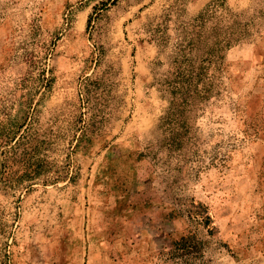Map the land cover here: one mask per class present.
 <instances>
[{"label":"rangeland","instance_id":"rangeland-1","mask_svg":"<svg viewBox=\"0 0 264 264\" xmlns=\"http://www.w3.org/2000/svg\"><path fill=\"white\" fill-rule=\"evenodd\" d=\"M212 1L0 0V264H264V0H227L249 34L183 146L159 128Z\"/></svg>","mask_w":264,"mask_h":264},{"label":"trees","instance_id":"trees-1","mask_svg":"<svg viewBox=\"0 0 264 264\" xmlns=\"http://www.w3.org/2000/svg\"><path fill=\"white\" fill-rule=\"evenodd\" d=\"M227 5V0H213L191 23L184 26V38L175 56L170 57L167 79L162 89L168 95V109L159 128L167 133L164 140L180 149L193 126V115L214 91L224 53L249 34L247 23ZM232 25L221 28L223 21ZM25 138V137H22ZM21 142L11 150H17Z\"/></svg>","mask_w":264,"mask_h":264}]
</instances>
